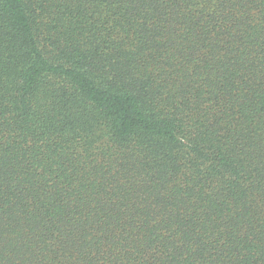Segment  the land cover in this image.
Instances as JSON below:
<instances>
[{
  "label": "trees",
  "instance_id": "trees-1",
  "mask_svg": "<svg viewBox=\"0 0 264 264\" xmlns=\"http://www.w3.org/2000/svg\"><path fill=\"white\" fill-rule=\"evenodd\" d=\"M0 264H264V0H0Z\"/></svg>",
  "mask_w": 264,
  "mask_h": 264
}]
</instances>
